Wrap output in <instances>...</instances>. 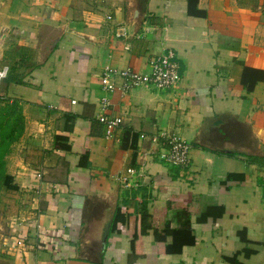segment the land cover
<instances>
[{"label":"crops","instance_id":"obj_1","mask_svg":"<svg viewBox=\"0 0 264 264\" xmlns=\"http://www.w3.org/2000/svg\"><path fill=\"white\" fill-rule=\"evenodd\" d=\"M191 2L0 0V98L16 99L23 117L5 157L15 188L1 190L4 262L228 264L236 254L264 264V77L242 83L244 68L264 72V0ZM167 50L173 86L102 89L104 69L143 73ZM100 114L122 119L111 137ZM159 131L191 144L188 166L155 157ZM185 193L199 200L195 242L167 253L171 235L141 234V208L152 215ZM178 211L166 210L170 228Z\"/></svg>","mask_w":264,"mask_h":264},{"label":"trees","instance_id":"obj_2","mask_svg":"<svg viewBox=\"0 0 264 264\" xmlns=\"http://www.w3.org/2000/svg\"><path fill=\"white\" fill-rule=\"evenodd\" d=\"M192 0H188V4L190 5ZM190 7V6H189ZM189 12L192 13L190 8ZM196 13H199L196 10ZM202 13V12H201ZM254 76V73H256ZM252 75L251 82L248 81V75ZM253 73V74H251ZM264 77L263 71H257L251 68H244V72L242 75V83L245 85L247 89H251L256 80L262 79ZM23 131V117L21 112V107L16 99L9 100L7 98H0V188H5L6 190H12L15 188L11 183V176L6 171V160L5 157L10 151L11 145L18 140L21 133ZM198 196L195 194L185 193L172 195L167 201L165 209L160 211H155L152 215H148L141 208L140 214V227L142 223H145L146 219H150L148 221V227L144 229H140L141 234L145 231L146 228H153V232L156 235L157 239L164 238L167 234L172 236V241L169 244L165 245V250L167 253L177 254L181 252L183 246L192 245L195 242L194 235L191 231L190 227V218L192 215L198 212ZM170 208H178L179 211L176 213V221L178 223L177 228H170L169 220H164L165 213L167 209ZM220 213L223 208L219 207ZM211 210L209 208L207 212L202 213L200 216L201 220L206 218ZM113 223L116 221V217L113 218ZM161 224L160 226H156L155 223ZM152 226L155 225V226ZM137 234L134 236L136 237ZM224 260L228 264H243L238 258L237 255L234 254L231 257H225Z\"/></svg>","mask_w":264,"mask_h":264},{"label":"built area","instance_id":"obj_3","mask_svg":"<svg viewBox=\"0 0 264 264\" xmlns=\"http://www.w3.org/2000/svg\"><path fill=\"white\" fill-rule=\"evenodd\" d=\"M109 17V16H108ZM173 51L167 50L157 57H150L147 62L148 70L143 73L136 72L130 67L124 69L106 68L102 73L101 86L105 92H113L117 89L126 90L131 87L152 85L158 89H165L173 86L180 79L178 72L179 66L175 62ZM8 74L7 67H0V82L6 78ZM122 82L118 85V79ZM102 109L108 105V98L105 96L101 99ZM97 119L105 129V136L111 137L114 130L121 124L120 117H111L100 114ZM153 142L158 143L157 153L155 157L165 165L171 167H186L190 163L191 144L186 140L173 135H168L165 131H159L152 136ZM135 169L128 167L126 174L119 177L121 182L128 186L132 182L130 176L135 174ZM260 177L264 183V160L260 164ZM21 245L22 241L16 242Z\"/></svg>","mask_w":264,"mask_h":264},{"label":"rangeland","instance_id":"obj_4","mask_svg":"<svg viewBox=\"0 0 264 264\" xmlns=\"http://www.w3.org/2000/svg\"><path fill=\"white\" fill-rule=\"evenodd\" d=\"M139 3H141V0H139ZM1 190H2V188H0V227H1L0 231H2V229H3L2 225L4 224L3 220L5 219L4 213L8 212V210L10 208L8 202L7 201L5 202V197H4L5 195H4L3 191H1ZM37 231H38V233L41 231L39 226L37 228ZM0 249H2V238H1V236H0ZM1 255H2V253L0 252V264H8V262H6V261L4 262V260L1 259Z\"/></svg>","mask_w":264,"mask_h":264}]
</instances>
